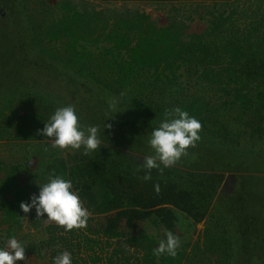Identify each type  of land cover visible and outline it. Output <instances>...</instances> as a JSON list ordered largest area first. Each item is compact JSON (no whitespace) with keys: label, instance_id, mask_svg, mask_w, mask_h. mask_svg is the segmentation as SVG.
Instances as JSON below:
<instances>
[{"label":"rangeland","instance_id":"rangeland-1","mask_svg":"<svg viewBox=\"0 0 264 264\" xmlns=\"http://www.w3.org/2000/svg\"><path fill=\"white\" fill-rule=\"evenodd\" d=\"M9 1L0 0V12L5 11L0 16V110L13 122L20 123L29 114L43 110L44 103L26 98L35 92L59 106L76 102L73 106L81 123L98 125L102 132L105 97L112 103L105 91L113 79H106L108 62L117 60L123 69L127 40L134 41L140 33L162 32L181 40L192 51L189 53L209 55L207 60L198 61L194 53H187L177 66V80L167 82L166 92L173 95L177 88L184 94L202 91L196 76L207 64L221 76L241 75L246 79L242 66L251 54L264 49V0ZM50 51L70 60V65L66 68L50 56ZM140 73L138 79L145 78V73ZM66 83L75 88L72 95ZM237 87L236 81H224L216 83L214 90H204L209 102L199 119L208 117L212 123L233 126V117L240 110L235 92L254 93V85L241 87L240 91ZM136 88L126 84L121 90L132 94ZM119 116L130 118L128 124L149 125L145 127L147 133L163 119L151 122L129 113ZM0 118V187L5 189L0 193V240L7 241L13 235L20 239L28 232L39 237L29 229V212L22 211L21 202H30V197L38 194L45 167L53 159L84 151L52 148L51 140L39 131L49 117L41 123L28 121L20 129ZM250 118L247 115L243 121L249 122ZM200 135L196 145L187 149V155L164 169L182 187H206L211 192L206 216L195 223L185 212L161 207L141 215L144 228L159 241L166 239L168 231L177 236L178 248L186 246L181 264H264V141L246 138L239 143L202 129ZM110 137L101 133L100 148L90 153L123 169H143V157L151 154V149L145 152L116 135ZM222 244L231 253L227 262ZM17 264L44 262L25 254Z\"/></svg>","mask_w":264,"mask_h":264},{"label":"trees","instance_id":"trees-1","mask_svg":"<svg viewBox=\"0 0 264 264\" xmlns=\"http://www.w3.org/2000/svg\"><path fill=\"white\" fill-rule=\"evenodd\" d=\"M11 1L13 3V0L9 2ZM2 12L5 11H1L0 16ZM126 51L123 56V69H120L121 64H117V60L108 62L110 68L106 79H113L111 85L105 86L106 93L112 99V103H109L105 97V121L101 122L103 129L105 128L101 133H105V137L113 138L116 135L120 140L129 142L132 146L138 145L145 152H150L148 144L144 143V138L150 134V130L147 133L148 129H145L149 125L137 122L128 124L130 118L119 115L129 113L137 119L145 118L152 122L164 118L166 109L171 110L178 106L196 117L202 124V130L207 134L239 143L246 138L252 141H264V49L251 54L242 66L243 71L247 73L246 79L241 75L221 76L214 66L207 64V67L204 66L196 76L198 83L203 85L202 91L194 90L195 92L184 94L177 88L174 95L170 91L166 92L167 82L177 80V66L180 67V61L187 53L192 52L181 40L173 39L162 32H144L138 34L134 41L127 40ZM48 53L66 68L70 65V60L67 58V60L60 59L57 54L51 51ZM193 53L189 54H193V58L198 61L209 58V55L202 57ZM168 70L170 73L167 74ZM141 71L145 73V78L138 79V74H142ZM224 81L227 83L236 81L238 91L241 87L249 88L250 85H254V93L251 95L249 91L244 92L243 95L235 92L234 100H238L240 110L238 115L233 117L235 121L233 126L229 123L225 125L212 123L208 117L199 119L200 111L202 112L205 103L209 102L205 100L208 92L204 90H214L216 83L220 84ZM95 82L102 84L100 80ZM126 84L136 85L137 88L132 94L124 93L121 88ZM119 85L122 86L118 89L113 88ZM60 87H63L62 84ZM74 90L75 88L70 86L71 95ZM75 92L78 93V90ZM112 96L120 97L122 101L117 97L113 99ZM26 98L31 102L44 103L43 110L38 114H29L28 118L20 123L13 122L3 110H0V117L10 122L11 126L20 129L21 125H26L28 121L41 123L60 107L35 92L28 93ZM69 104L76 105V102L72 101ZM247 115L252 116L249 122L243 121ZM112 118L115 120L113 121ZM145 171L142 168L123 169L121 165L109 163L106 159L104 161L96 154L85 155L84 152L79 151L53 159L45 167L43 183L50 174L71 179L74 188L79 191L92 215L86 228L66 232L63 226L55 222H47L46 216L38 217L33 207L29 211L27 221L29 229L40 236L34 235V237L28 232L20 237L26 245L25 254L35 255L43 260L44 264H52V257L64 250L72 253L73 264H181L186 257V246L178 248L175 257L153 254V249L159 246L160 241L145 230L141 215L152 209L170 207L185 212L195 223H198L207 214L212 194L206 187L187 189L178 185L169 177V172L165 169L163 171L152 169L151 179L145 180L143 179ZM157 184L159 191L155 188ZM4 191L5 189L0 187V193ZM5 242L6 240H0V245ZM222 249L224 260L227 262L231 255L230 250L228 247H223V244Z\"/></svg>","mask_w":264,"mask_h":264},{"label":"clouds","instance_id":"clouds-1","mask_svg":"<svg viewBox=\"0 0 264 264\" xmlns=\"http://www.w3.org/2000/svg\"><path fill=\"white\" fill-rule=\"evenodd\" d=\"M164 118L152 128L147 144L151 154L143 157L142 167L145 169L143 179H151L150 171H163L175 165L187 149L195 146L201 139V122L181 107L165 110ZM104 130V129H103ZM44 137L51 140V147L84 151L85 155L101 146V129L98 125H84L73 105L57 107L49 116L43 129L39 130ZM47 150V149H46ZM159 191V185H155ZM35 208L38 217H45L63 226L64 231L84 229L88 225L91 211L85 206L79 191L74 188L73 181L62 175L50 174L47 181L39 184L38 194L30 197V202H21L20 208L28 213ZM166 239L160 241L153 249L156 256L175 257L180 240L171 231L165 233ZM26 245L15 235L0 245V264H17L25 258ZM52 264H73V255L68 250L52 257Z\"/></svg>","mask_w":264,"mask_h":264}]
</instances>
